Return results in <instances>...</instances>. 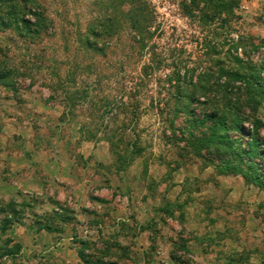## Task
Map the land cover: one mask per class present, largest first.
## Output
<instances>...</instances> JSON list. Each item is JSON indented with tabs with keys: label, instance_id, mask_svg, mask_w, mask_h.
Listing matches in <instances>:
<instances>
[{
	"label": "rangeland",
	"instance_id": "1",
	"mask_svg": "<svg viewBox=\"0 0 264 264\" xmlns=\"http://www.w3.org/2000/svg\"><path fill=\"white\" fill-rule=\"evenodd\" d=\"M38 11L35 35L22 19ZM0 13V264H86L81 250L264 264V159L257 180L201 122L217 113L229 140L264 142V0H0ZM94 31L90 50L78 37Z\"/></svg>",
	"mask_w": 264,
	"mask_h": 264
},
{
	"label": "trees",
	"instance_id": "2",
	"mask_svg": "<svg viewBox=\"0 0 264 264\" xmlns=\"http://www.w3.org/2000/svg\"><path fill=\"white\" fill-rule=\"evenodd\" d=\"M36 16V23L33 25L30 23L29 20L22 19V22L26 23L28 28L31 29L32 26H36L37 29H31L33 30L34 34H39L40 31V24L44 21V18L42 16V12H34ZM7 16V15H6ZM6 16L2 15L0 13V23L3 25H6ZM109 20V19H108ZM18 27V26H16ZM33 27V28H34ZM45 27H47L45 25ZM98 31H94L92 34H85L83 35V38L80 37L82 35H79L78 39L80 38V43L83 45V47L88 48L90 50H97V41L96 37L99 36ZM9 75L8 71H5L3 69L0 70V80H5L7 76ZM255 82L261 86L264 87V78H261L259 75L252 74ZM247 79L249 77H246ZM180 94H182L181 89L179 91ZM190 96H185V102L189 100ZM180 98H178L179 100ZM186 104V103H185ZM190 104V103H189ZM214 120V126L212 127V133L209 138L210 141H215L220 144L228 142V148L230 150V155L233 156V159H235L236 162H239L240 165L245 164L250 160V162L247 163L253 171L256 172L257 180L260 179L259 174L257 173V167L253 164V158L257 156L258 154L261 155V157L264 159V142L258 140L256 137H253L249 142H247V147H241L238 139L229 140L227 136L225 135L226 131L229 129L228 122L225 117L221 115H217V113H208L206 115H203V119L201 122H205V120ZM232 121H238V118L236 115H233L231 117ZM235 129H237L239 132L241 131V128L237 125L235 126ZM263 148V149H262ZM242 171V169L240 170ZM49 227V226H47ZM49 231L51 228H47ZM83 250H81L79 254L80 259L86 263V264H120L117 259H114L109 253H82ZM172 256V255H170ZM127 257V255L125 256ZM173 258H176L174 256Z\"/></svg>",
	"mask_w": 264,
	"mask_h": 264
},
{
	"label": "crops",
	"instance_id": "3",
	"mask_svg": "<svg viewBox=\"0 0 264 264\" xmlns=\"http://www.w3.org/2000/svg\"><path fill=\"white\" fill-rule=\"evenodd\" d=\"M46 232V234L48 235V236H52L53 234H55L54 232H52V231H49L48 229L45 231Z\"/></svg>",
	"mask_w": 264,
	"mask_h": 264
}]
</instances>
